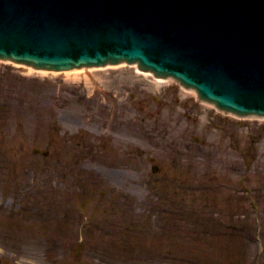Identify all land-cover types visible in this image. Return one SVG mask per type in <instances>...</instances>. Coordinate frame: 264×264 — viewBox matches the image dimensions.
Wrapping results in <instances>:
<instances>
[{
	"label": "rangeland",
	"instance_id": "374dc122",
	"mask_svg": "<svg viewBox=\"0 0 264 264\" xmlns=\"http://www.w3.org/2000/svg\"><path fill=\"white\" fill-rule=\"evenodd\" d=\"M92 73L84 80L0 62V98L22 100L15 110L0 102L2 260L75 264L67 256L81 225L82 262L120 256L117 264H264L251 241L257 217L264 245V120L217 114L178 84L149 86L133 68ZM69 112L89 135L79 137L88 147L75 145L81 132L61 125ZM183 148L189 160L177 155ZM77 178L94 191L86 203L67 199ZM26 202L58 216L32 219V231L17 232V220L30 215ZM113 242L138 249L116 255Z\"/></svg>",
	"mask_w": 264,
	"mask_h": 264
},
{
	"label": "water",
	"instance_id": "95a60500",
	"mask_svg": "<svg viewBox=\"0 0 264 264\" xmlns=\"http://www.w3.org/2000/svg\"><path fill=\"white\" fill-rule=\"evenodd\" d=\"M96 2L97 6H103L105 11H107L106 15L109 18H105L103 22L99 21L100 15H95V12L93 13H88L86 8L88 7V4H90L89 1L85 0H79L74 1L73 4L67 5L69 7H76L78 9L74 10H67V12L70 13L73 17L77 16L79 19H82V24L88 25L90 32L92 35H88L90 39L94 40L93 43H99V37L103 36L104 33L110 34L114 33L112 32L113 30H116V35L115 41L118 43H121V48L124 52H134L135 55L140 59V66L144 68H152L150 65V62H154L156 64H163L169 65L175 70H183L181 67L192 70V71H197L198 68H200L199 73H194L197 76H205L206 78L212 77V73L217 72V77L221 78L224 77V80H228L227 77L231 75H235L234 73L231 72L230 69H235L237 68L240 73V78L242 79H251L254 76L258 77L260 75H264V37H259L256 36L257 38H254L255 34L251 33L256 31L255 28H252V24H247L248 27H250V30L245 31V27H240L238 30L241 33H237L236 35H228L225 32H220L217 35H219V39L217 42L214 44L216 47L224 48L226 49L225 51L222 52L223 55L220 54H212L208 53L210 58L213 59L217 55L219 57L216 60H209V64L206 62L204 66H200L199 64H196L198 58H194V63L193 61L188 63L189 59H192L188 54H194V55H199L200 53H196L195 49L203 47L198 46L195 48L188 46V42H191L190 40H196V38L199 36V32L197 31H190L189 29H185L182 26H173L171 23L164 24V23H159V21L153 17V16H148L152 14V12H149L146 10V8H142V14H138L140 16V23H130L124 19V16L131 14L130 9L132 7V0H93ZM77 3H82L86 6L85 9H82L83 7H80L77 5ZM61 4V2H59ZM66 5L62 4V6L65 8ZM73 5V6H72ZM231 5V4H228ZM80 8V9H79ZM39 9H42V7H39ZM93 9V8H92ZM94 14V16H91ZM101 14V12L97 13ZM249 20L247 22H244L245 18H248ZM260 15L258 14H249L246 15L245 13H240L238 11H227V17L225 21H240V23H248L252 21H261ZM264 18V17H261ZM60 19V18H58ZM135 19V18H134ZM137 20V18H136ZM16 21H14L15 23ZM147 22V23H145ZM264 22V21H262ZM237 23V22H236ZM116 24V25H115ZM142 24L144 26V30L146 34L148 35L145 38V44L147 46L152 47L154 50L152 51L154 55H150V53H147L144 50H141V47L136 44V41L131 42L130 47H126V41L124 38H134L133 35V28ZM238 24V23H237ZM108 26V27H107ZM258 27H264V24H256ZM100 30L93 29V28H99ZM106 27V28H105ZM129 27L131 28L129 32H127L125 29ZM15 31V30H14ZM20 31V30H19ZM19 31H15L16 34L19 36H22ZM185 31V32H183ZM201 32L209 33L211 35L212 33H216V31H210L209 29L205 28L204 30H201ZM260 34H264L260 32ZM151 37L156 38L153 42H149ZM33 38V37H32ZM31 36L27 37L25 36L26 40H33ZM48 36H45V39H47ZM22 39V38H21ZM198 39V38H197ZM199 41V39L196 41V43ZM1 42V41H0ZM195 42V41H193ZM199 43V42H198ZM225 43V44H224ZM259 43H261L259 45ZM114 43H112L113 45ZM179 44V45H178ZM42 45V44H41ZM41 45L39 47H41ZM24 51H29L27 50L28 47L23 45ZM43 47L45 46L44 44L42 45ZM159 46V47H158ZM60 48V47H59ZM193 49V51L190 52V50ZM160 53H158V52ZM165 51V52H163ZM180 53L182 56H180V60H174L176 53ZM187 52V54L184 55V53ZM189 52V53H188ZM219 52V51H218ZM221 53V52H220ZM186 60V61H185ZM214 61H217L214 63ZM148 62L149 65H145V63ZM186 62V63H185ZM231 62V63H229ZM210 64H213L211 66ZM188 65V67L186 66ZM186 66V67H185ZM189 66H194L193 68ZM203 71V72H202ZM198 81L196 84V88L200 92L199 94H203V91L200 90L202 85L204 84L200 77L197 78ZM257 80V79H255ZM220 82L217 84V93L222 95L224 91H227V88H225L226 85H228L226 82ZM230 85V84H229ZM223 91V92H222ZM228 93L223 94L224 97L228 98L231 96L232 91H227ZM227 101L228 99H224ZM264 99L261 97L260 101ZM263 105H259V108ZM260 111L264 112V106L261 107Z\"/></svg>",
	"mask_w": 264,
	"mask_h": 264
},
{
	"label": "bare ground",
	"instance_id": "6f19581e",
	"mask_svg": "<svg viewBox=\"0 0 264 264\" xmlns=\"http://www.w3.org/2000/svg\"><path fill=\"white\" fill-rule=\"evenodd\" d=\"M124 63L120 64L122 66H125L123 65ZM119 65H116V66H109L110 68H114V67H117ZM107 68V67H105ZM100 68H96V67H90V66H83L81 68H71V69H65V70H46V72H50V73H54V74H58V75H65L67 77H73V78H78V79H84V80H89V79H92V76H93V71L94 70H98ZM104 69V68H102ZM138 73H141V74H149L148 72H144L142 73V71H140L139 69H136ZM138 73H136V75H138ZM158 81H169V79H162V78H157ZM106 86L108 87H114L113 84L111 83H105ZM153 86V85H152ZM97 87V85H96ZM186 93H190L192 94V91H185ZM223 111V110H222ZM226 112V111H224ZM228 113V112H227Z\"/></svg>",
	"mask_w": 264,
	"mask_h": 264
}]
</instances>
